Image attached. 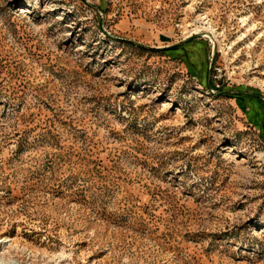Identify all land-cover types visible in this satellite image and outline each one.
Returning a JSON list of instances; mask_svg holds the SVG:
<instances>
[{
    "label": "rangeland",
    "instance_id": "rangeland-1",
    "mask_svg": "<svg viewBox=\"0 0 264 264\" xmlns=\"http://www.w3.org/2000/svg\"><path fill=\"white\" fill-rule=\"evenodd\" d=\"M0 264H264V0H0Z\"/></svg>",
    "mask_w": 264,
    "mask_h": 264
},
{
    "label": "water",
    "instance_id": "water-1",
    "mask_svg": "<svg viewBox=\"0 0 264 264\" xmlns=\"http://www.w3.org/2000/svg\"><path fill=\"white\" fill-rule=\"evenodd\" d=\"M200 35H204L203 33H199Z\"/></svg>",
    "mask_w": 264,
    "mask_h": 264
},
{
    "label": "bare ground",
    "instance_id": "bare-ground-1",
    "mask_svg": "<svg viewBox=\"0 0 264 264\" xmlns=\"http://www.w3.org/2000/svg\"><path fill=\"white\" fill-rule=\"evenodd\" d=\"M212 31V30H211ZM209 32V31H208ZM207 34V33H206ZM211 34V33H210Z\"/></svg>",
    "mask_w": 264,
    "mask_h": 264
}]
</instances>
